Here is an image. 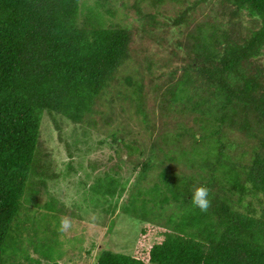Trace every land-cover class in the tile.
<instances>
[{
  "label": "trees",
  "instance_id": "obj_1",
  "mask_svg": "<svg viewBox=\"0 0 264 264\" xmlns=\"http://www.w3.org/2000/svg\"><path fill=\"white\" fill-rule=\"evenodd\" d=\"M80 1L0 0V264H58L21 249L35 219L26 210L50 205L49 184L74 181L43 139L44 119L60 141L68 125L83 130L66 156L79 141L93 150L86 193L100 214L113 200L114 214H137L127 197L163 221L156 237L147 222L129 254L103 250L95 264H264V0H170L182 5L169 12L166 0H134L137 37L113 22L114 0L95 13ZM129 62L146 72L135 83L119 77ZM92 132L103 136L91 146ZM206 140L190 159L189 141ZM200 185L211 190L206 212L191 203Z\"/></svg>",
  "mask_w": 264,
  "mask_h": 264
},
{
  "label": "rangeland",
  "instance_id": "obj_2",
  "mask_svg": "<svg viewBox=\"0 0 264 264\" xmlns=\"http://www.w3.org/2000/svg\"><path fill=\"white\" fill-rule=\"evenodd\" d=\"M96 1L97 0H81L80 4H85L87 12L91 9L92 13H95L97 8L94 6V3ZM153 1L154 3L157 2V0ZM157 4V9H159L160 3ZM176 4L178 3L166 0L161 4L162 6L160 5V8L162 7L169 12L176 8ZM112 5V9L117 12V15L113 18V22L118 23L127 30L133 31L136 35L134 37H137L139 30L145 28V24L135 16V9L133 8L134 0H114ZM178 5H182V3ZM169 15L173 16L172 14ZM155 32L158 34L157 31ZM132 65L133 63L129 62V66L122 70L124 74L120 73L119 77L127 75L125 79H130L135 83L139 79L137 75L139 73L145 74L146 72L138 68L132 70ZM123 83L125 84V80ZM115 100L116 98H114V101ZM133 102L135 105L136 101ZM130 103L132 104V102H129V104ZM114 106L117 108L119 104L115 102ZM127 109H130V107H127ZM50 123L48 119L43 120V139L46 141L48 149L51 150V155L59 161L58 165L61 169L63 164L62 160L65 162L64 170L71 173L74 181L68 182V179H62L61 189L49 184L50 195L48 196V202H50V205L48 207H40L36 204L32 207V210H26L28 216L34 215L35 219L29 216L32 222L29 221L26 226L28 231L24 232L23 239L25 242L21 249L26 248V250L23 251L25 253L30 250V254L35 256L36 259L52 257L58 264H95L98 255L103 250L129 254L136 243L137 235L140 233L142 227L147 222H151L152 219H155L158 214L154 213L157 212L154 208H151L150 204H144V199L136 200L135 206H132L131 199L129 201L128 198L125 197L123 203L125 206H128L131 212L134 207L139 206L137 208V214H131L130 212L126 214L119 210L114 214L115 209L113 207L115 206V200L111 201L108 205L112 207L109 208L110 210L108 209L111 212L110 214H100V207L103 205H101L98 199H92L91 195L86 193L88 187L86 183L93 182L96 177L95 173L91 174V170L87 165L88 158L94 154L93 150H91L90 154H86L84 150L86 149L85 144L79 141L74 147L79 151L76 150L75 152L74 149L73 152L75 154L72 158L66 156L65 146H69L74 142L72 134L77 132L81 136L83 130H78L75 126L68 125L64 128L65 130H62V133H64L63 141H60L57 131ZM180 124L181 123L177 122L174 133L169 134V136L172 135L168 142L169 145H173V143L176 142L175 139L178 136L177 132L179 131L178 128ZM99 132L105 134L104 129L102 132ZM102 136L103 135L99 136L96 132H92L91 136L87 138V140L89 139L88 143L92 146V144L96 143ZM196 137L198 138L200 135L197 134ZM183 144L182 142L180 145ZM189 144L193 147L189 151L190 159L192 160H196L199 156L204 155V152L210 147V142L208 140L196 147L192 141H189ZM104 151L107 152L108 149L106 148ZM69 160H72L73 163L70 164ZM88 174H90L91 177L87 176ZM86 176L88 179L84 180ZM128 179L130 185H133V178L127 176L126 172H124L122 174V180L125 181ZM81 180H84V183L79 182ZM145 185H148V181H143L141 188ZM137 187L138 188L129 189V193L132 197L136 196L139 192V183ZM46 198L47 196H44L41 203L47 202ZM53 198H56V201H58L57 204L52 200ZM50 207L51 209H49ZM121 208L120 206V209ZM63 216H68L73 221L72 228L65 234H61L57 231L60 218ZM93 217L96 219H93ZM162 223L163 221H158L150 225L155 230L158 229L157 224ZM156 231L157 230L154 232V237L157 236ZM90 255L91 257L89 258Z\"/></svg>",
  "mask_w": 264,
  "mask_h": 264
},
{
  "label": "clouds",
  "instance_id": "obj_3",
  "mask_svg": "<svg viewBox=\"0 0 264 264\" xmlns=\"http://www.w3.org/2000/svg\"><path fill=\"white\" fill-rule=\"evenodd\" d=\"M211 190L206 185H200L196 187L191 196V203L193 206L200 209L202 212H206L211 207L210 197ZM93 219H96L93 217ZM73 225V221L68 216H63L59 221V228L57 231L61 234L67 233Z\"/></svg>",
  "mask_w": 264,
  "mask_h": 264
}]
</instances>
